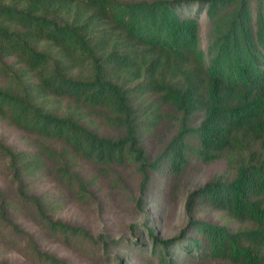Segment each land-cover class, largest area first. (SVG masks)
<instances>
[{
    "label": "trees",
    "instance_id": "obj_1",
    "mask_svg": "<svg viewBox=\"0 0 264 264\" xmlns=\"http://www.w3.org/2000/svg\"><path fill=\"white\" fill-rule=\"evenodd\" d=\"M0 19L16 28L0 23V117L37 137L57 182L78 199L94 196L68 152L124 191V170L133 166L139 195H128L141 206L158 190L160 174L173 188L192 160L227 159L230 171L188 193L187 224L177 236L163 239L147 226L151 252L158 264H178L181 254L191 264H264V0H0ZM50 99L66 109L49 108ZM162 115L175 130L149 153L147 134ZM93 120L111 133L101 134ZM0 156L44 233L88 258L120 247L109 235L48 214L42 197L27 189V153L0 141ZM203 210L222 212L239 227L194 218ZM15 211L0 189L2 243L22 244L34 264H68L42 252Z\"/></svg>",
    "mask_w": 264,
    "mask_h": 264
},
{
    "label": "rangeland",
    "instance_id": "obj_2",
    "mask_svg": "<svg viewBox=\"0 0 264 264\" xmlns=\"http://www.w3.org/2000/svg\"><path fill=\"white\" fill-rule=\"evenodd\" d=\"M19 7L24 6L21 2ZM73 17L70 16V19ZM202 46L206 47V22L202 18ZM0 23L9 29H16L14 25L0 19ZM38 50L48 52L54 57H60L57 47L45 41H34ZM16 62V59H9ZM16 69L19 64L14 63ZM75 74H84L83 68L74 69ZM31 80H34L32 78ZM0 83H4L0 78ZM49 108L66 109V102L50 99L47 101ZM169 110H167L168 112ZM157 128L147 134L148 151L156 154L160 151L161 141L167 140L175 130L174 123L162 115ZM91 126L101 134L111 133L101 122L93 120ZM0 141L18 152H25L31 159V167L27 172V189L29 193L41 196L47 204L48 214L55 220L87 229L92 235H109L120 241V247L110 250V255L104 258H88L81 252L74 250L57 239L48 236L38 223L30 209H26L16 196L15 185L12 184L11 174L7 161L0 156V189L9 193L15 207V220L21 228L33 234L42 252L54 255L68 264H158L157 258L151 252L152 242L146 231L147 226H152L155 233L167 239L177 236L187 224L185 201L189 192L202 186L216 174H226L229 170L227 159L219 160L212 164H203L192 160L188 169L178 179L177 186H171V179L167 173L160 174L158 190L144 198L143 205L136 206L128 194L139 195L140 176L135 167L125 168L123 177L129 191L117 187L110 177H105L92 164L82 161L69 152L73 168L90 182L94 196L87 199H78L64 184L57 182L49 173L46 166L51 164L44 158L42 147L36 136L25 133L14 126L7 118L0 117ZM44 144H46L44 142ZM157 184V178H156ZM194 218L208 222L228 225L238 228L227 215L222 212L209 210L198 211ZM138 244V245H136ZM176 253L175 256H178ZM181 254V253H180ZM183 254L179 255L178 264H191ZM0 261L8 264H34L25 255L22 244L2 243L0 240Z\"/></svg>",
    "mask_w": 264,
    "mask_h": 264
}]
</instances>
